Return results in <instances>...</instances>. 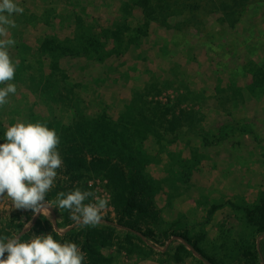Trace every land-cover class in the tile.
<instances>
[{"label":"rangeland","instance_id":"rangeland-1","mask_svg":"<svg viewBox=\"0 0 264 264\" xmlns=\"http://www.w3.org/2000/svg\"><path fill=\"white\" fill-rule=\"evenodd\" d=\"M15 2L24 12L0 39L16 41L8 52L17 91L0 107V144L10 126L39 122L56 131L63 160L64 129L81 119L120 122L135 115L152 129L120 154L109 152L128 176L138 174L149 185V216L136 211L125 220L135 231L120 225L106 178L89 172L74 178L64 162L57 170L55 185L108 199L101 222L89 226L102 237L96 248L107 262L206 264L186 245V235L215 264H264V237L237 220L264 198V93L252 92L249 71L264 68V0H176L152 19L134 0ZM91 35L98 46L79 50V38ZM22 62L35 68L24 72ZM39 70L38 78L56 74L65 99L30 79ZM54 201L28 230L29 240L51 234L75 243L85 253L83 264H90L83 225L69 231L75 223L64 221ZM35 216L0 199V235H20ZM18 224L24 227L15 234Z\"/></svg>","mask_w":264,"mask_h":264},{"label":"clouds","instance_id":"clouds-1","mask_svg":"<svg viewBox=\"0 0 264 264\" xmlns=\"http://www.w3.org/2000/svg\"><path fill=\"white\" fill-rule=\"evenodd\" d=\"M23 12L15 0H0V37L8 36L9 29L16 27L14 15ZM15 43L0 39V85H4L0 87V107L17 91L10 83L16 65L8 52ZM59 144L56 131L45 124L19 122L10 126L0 144V199L7 197L15 209L31 210L34 216L49 212L53 202L46 196L55 186L57 170L63 167ZM90 197L94 202L85 203ZM54 203L68 210L76 225L93 227L101 222L109 205L107 198L80 189L58 193ZM84 259L85 253L75 243H60L51 234L33 235L27 242H21L20 236L0 237V264H83Z\"/></svg>","mask_w":264,"mask_h":264},{"label":"trees","instance_id":"trees-1","mask_svg":"<svg viewBox=\"0 0 264 264\" xmlns=\"http://www.w3.org/2000/svg\"><path fill=\"white\" fill-rule=\"evenodd\" d=\"M134 2L137 6L142 7L147 11L146 14L149 19L154 18L157 14H160L167 9L170 10L169 6L172 7V2L177 4L176 0H134ZM126 14H129V10H126ZM123 29L127 32L130 27L125 24ZM120 32L121 29L118 27L115 31L117 42H120L118 45V52L119 49L123 48V40L122 38L120 40V37L118 36ZM76 45L79 50L89 52L90 49L94 50L93 48L98 46V40L95 39V35H91L87 38H79V43L76 42ZM46 48L45 44L41 47L42 56L47 54L48 50ZM60 49H63V47L60 46ZM24 64L25 63L22 62L20 68L25 72L30 68V65L27 66L25 64L24 66ZM51 64L53 66L52 70H55L57 68L55 66L56 63L52 62ZM34 68L35 66H32L30 69ZM249 71L253 77L252 92L264 93V68L252 67ZM40 74H42V70H39L37 75H31L30 79H34L36 77L38 78V75ZM55 78H57L56 74L54 72H50L49 76L43 77L41 75L38 79L41 80L40 83H45L44 86L47 87L45 91L49 96H55L54 92H58L59 98L65 99L63 96L64 93L57 88V84H54L58 83L55 82ZM71 102L74 103L75 101ZM81 121L82 122L76 123L73 126H68L64 129L63 162L67 174L74 178H79V176H82L85 172H89L106 178L112 192L113 203L119 216L120 225H123L129 230L135 231L137 225L133 224L131 221L125 222V220L127 218L131 219L136 211L144 218L149 216V204H151L148 200L149 185L146 183L145 179H140L138 174L128 176L119 164L114 163L109 155V152L117 150V154H120L121 149L127 147L132 140L145 139L147 133L152 131V129H150V127L144 123L143 120H139L135 115H132V117L130 119H126V121L120 122L107 120L106 117H102L101 119H81ZM87 153H99L101 156L89 159L87 157ZM70 191L72 190L67 185L58 183L47 194L46 200L54 201L56 200L58 193H67ZM214 211L215 208L211 210V212ZM60 213L64 221L68 223L70 217L69 211L60 209ZM243 214L244 215L242 216H238V222L246 221L247 225L251 226L250 228H252L253 232L257 234L264 233V198H262L259 203L251 209L243 210ZM23 227L24 224H18L14 229V233L16 234ZM83 227L84 233H86V241L83 249L88 255L89 263L110 264L107 262L108 259L102 256L96 248L98 238L102 237L89 231V226ZM73 232L66 233L65 236L72 235ZM90 235L93 236L92 239L90 238ZM2 236L11 237V235L8 234L0 235V237ZM182 237L208 261L215 264L213 259L199 248L197 242L191 240L186 235H182ZM150 238H152L151 235ZM27 241H29L28 233L21 237V242ZM257 257L258 255L256 256L255 253V258Z\"/></svg>","mask_w":264,"mask_h":264},{"label":"water","instance_id":"water-1","mask_svg":"<svg viewBox=\"0 0 264 264\" xmlns=\"http://www.w3.org/2000/svg\"><path fill=\"white\" fill-rule=\"evenodd\" d=\"M42 215H44V214H42ZM42 215H36L35 216V218H33L32 219V221H31V223L29 224L30 225V228L28 229V230H30L32 227H33V225L35 224V222H36V218H38V217H40V216H42ZM77 227V225L75 224V225H72L68 230L70 231V230H72V229H74V228H76ZM28 230H26L25 232H23V233H21L20 235H18V236H20V238L28 231ZM262 237H264V233H262L261 235H260V238H262ZM188 247H190V249H191V251L198 257V258H200L202 261H204L206 264H212L210 261H208L204 256H202L200 253H198L194 248H192V246H190L189 244H186Z\"/></svg>","mask_w":264,"mask_h":264},{"label":"crops","instance_id":"crops-1","mask_svg":"<svg viewBox=\"0 0 264 264\" xmlns=\"http://www.w3.org/2000/svg\"><path fill=\"white\" fill-rule=\"evenodd\" d=\"M27 232H28V231H27ZM27 232H26V233H27ZM26 233H25V234H26Z\"/></svg>","mask_w":264,"mask_h":264}]
</instances>
